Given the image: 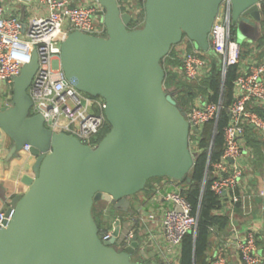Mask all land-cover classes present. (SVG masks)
<instances>
[{"label":"water","instance_id":"obj_1","mask_svg":"<svg viewBox=\"0 0 264 264\" xmlns=\"http://www.w3.org/2000/svg\"><path fill=\"white\" fill-rule=\"evenodd\" d=\"M97 1L105 37L69 32L60 47L61 70L77 90L103 99L110 130L90 147L44 128L42 116L29 111L28 87L37 69L32 53L13 79L11 105H0V133L11 139L10 153L28 145L34 157L26 192L4 200L10 219L0 227V264H143L130 257L136 235L130 245L115 246L120 221L109 239L100 240L93 206L106 202L127 212L151 179L191 182L189 125L163 87L161 61L184 37L208 51L223 0H145L144 23L136 30L127 28L130 16L118 0ZM260 1L230 0L231 21L244 41L261 35Z\"/></svg>","mask_w":264,"mask_h":264},{"label":"built area","instance_id":"obj_2","mask_svg":"<svg viewBox=\"0 0 264 264\" xmlns=\"http://www.w3.org/2000/svg\"><path fill=\"white\" fill-rule=\"evenodd\" d=\"M144 1L118 0L120 11L130 16V30H136L144 23ZM6 2L11 3V7L21 5L28 10L26 21L6 13ZM230 6V0H223L218 7L208 35L209 50L192 46L184 37L170 49L180 64L168 69L182 81L194 83L209 74L215 57L219 59L223 75L231 65L238 67L233 79L228 121L223 128L221 154L215 161H210L213 147L210 142L206 160V174L212 181L210 190L225 201L217 213L229 219L231 228L224 235L215 227L209 229L216 244L208 261L209 264H229L228 251L233 249L240 264H260L263 260L257 250L262 233L260 226L250 223L241 229L234 225V217L238 213L243 218L252 219L256 211L264 213V163L262 167L256 164L254 148L247 142L248 137L257 140L264 156V56H261L264 43L250 41L249 50H242L233 38ZM257 6L260 10L261 5ZM103 14L104 9L97 0L79 5H73L70 0H0V81L6 83L0 105H11L13 79L20 75L21 68L35 53L37 69L28 87L30 114L41 115L44 128L52 132L65 133L90 147L95 145L94 139L108 123L104 101L77 90L67 80L61 70L60 47L72 31L105 37ZM244 53L251 57L250 61L243 62ZM190 106L184 113L189 125V150L196 155L200 151L204 128L217 119L221 105L196 96ZM22 151L30 153L29 146L25 145ZM260 170L259 185L252 186L250 178ZM147 183V187L152 186V191L142 201L151 210L145 217L140 213L128 216L126 220L117 217L120 230L115 246L130 245L139 223L158 220L165 245L157 251V257L164 264H179L183 236L192 234L198 223L182 194L187 183L168 177ZM5 212L0 210V227L10 219V215L6 218ZM112 231L113 226L99 230L100 240L109 239ZM151 240V235L147 234L142 243L138 241L133 255L146 256Z\"/></svg>","mask_w":264,"mask_h":264},{"label":"trees","instance_id":"obj_3","mask_svg":"<svg viewBox=\"0 0 264 264\" xmlns=\"http://www.w3.org/2000/svg\"><path fill=\"white\" fill-rule=\"evenodd\" d=\"M260 5V29L262 35L264 34V0L260 1ZM127 28L130 30L131 24H128ZM257 42L263 44L264 36H260ZM262 55L264 56V52L261 56ZM179 64V60L173 58L172 51L161 61V65L165 71L163 87L173 96L177 106H179L182 111L186 112L191 107L190 105L196 96H203L208 102H219L221 105L217 119L214 122H210L204 128L203 138L200 141V151L196 153L193 161L194 165L187 175L191 182L187 184L186 190L182 192L184 198L191 206V214L196 216L198 223L195 233L183 236L180 247L179 264H209L208 256H206L211 239L209 229L215 227L219 233L224 235L229 224V219L217 213V211L222 208L225 201L210 190L212 181L205 172L207 165L206 160L211 144L210 142L213 143L210 161H215L221 154L223 147V128L228 121V107L232 99L234 87L233 79L237 75L238 67L236 65H231V67H228L225 75H223L219 66V59L215 57L212 60V69L205 78L199 82L188 83L182 81L176 74L168 69V67L173 68ZM98 141L99 140H97V142ZM247 142L254 148L257 156L255 162L260 166L264 163V156L261 152L260 143L250 137L247 138ZM152 180L158 179H151V181ZM183 182L186 181L183 180ZM94 207L95 205L93 209ZM97 223L99 230H101L100 222ZM132 260L136 261L133 258Z\"/></svg>","mask_w":264,"mask_h":264},{"label":"crops","instance_id":"obj_4","mask_svg":"<svg viewBox=\"0 0 264 264\" xmlns=\"http://www.w3.org/2000/svg\"><path fill=\"white\" fill-rule=\"evenodd\" d=\"M86 1L93 0H70L73 5H79ZM6 13L15 14L20 17L22 20L26 21L27 16L29 15L28 10H24L21 5L11 7V3L6 2ZM259 59V58H257ZM251 60V57H247L244 53L243 62ZM12 145V141L8 136H5L3 133H0V210L6 211L7 206L4 204V200H9L12 196L16 194H21L26 192L28 186H26L25 181L28 177H33L32 167L31 165L34 162V157L30 153H25L21 151L18 155L13 156L10 151V147ZM262 167V164L260 165ZM260 171H257L252 178H250V184L255 187L259 185V175ZM155 181V180H153ZM158 182V180H156ZM152 186L149 185L144 190H142L138 195L132 197L130 199L131 205L128 208L127 212H118L109 208L104 209L99 213L101 216L100 229L104 230L107 228H111L116 220V218H126L128 216H132L134 214L140 213L142 216H146L148 211L147 203L142 201L145 196H148ZM106 203V202H103ZM106 205V204H105ZM107 205H110L107 203ZM108 207V206H107ZM109 207H112L111 205ZM234 225H237L239 228H245V226L250 223H255L261 228V235L257 241V250L263 256V260L260 264H264V213L255 212L252 219H247L241 217L238 213H236L234 217ZM139 227L136 229L135 234L137 239L142 243L147 234L151 235V242L147 245L145 255L141 258L139 255H135L136 261L143 264H164L162 261H159L157 257V251L161 249L162 245H165L164 239L161 237V231L159 226V221L155 222H141L138 225ZM230 224L225 230V234L230 231ZM216 242L213 238L210 239L209 249L206 253V256H210L213 252V248ZM138 252V251H137ZM228 259L229 264H240V260L238 255L234 252V250L228 251ZM139 258V260H138ZM143 259V260H142Z\"/></svg>","mask_w":264,"mask_h":264},{"label":"rangeland","instance_id":"obj_5","mask_svg":"<svg viewBox=\"0 0 264 264\" xmlns=\"http://www.w3.org/2000/svg\"><path fill=\"white\" fill-rule=\"evenodd\" d=\"M231 27L233 30L232 33H233L234 40L240 45V47L242 48L243 51L249 50V42L244 41V39H245L244 36L238 30H236V24L232 23ZM255 33L256 32L254 30H251L249 32V35L252 37L255 35ZM260 36H264V34H262ZM256 41H252V42H256ZM192 46H194V45H192ZM5 89H6V83L4 81H0V96H2V94L5 92ZM109 130H110L109 124L106 123L105 126H103V128L101 129L100 133L94 139V143L95 144L98 143L101 140V138L108 133ZM97 140H99V141L97 142ZM109 206L110 205H107V203H101V202H97V204H95V207H94L93 212H92V215H93V218L95 219V221L99 222L102 219L100 217L101 215L99 214L101 211H102V213H104L103 212L104 209H106V210L108 208H109V210L112 209V207H109ZM131 258L137 259V258H135V255H133ZM138 260H139V258H138Z\"/></svg>","mask_w":264,"mask_h":264}]
</instances>
